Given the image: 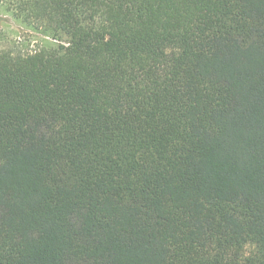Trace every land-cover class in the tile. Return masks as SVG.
Masks as SVG:
<instances>
[{"label":"trees","instance_id":"1","mask_svg":"<svg viewBox=\"0 0 264 264\" xmlns=\"http://www.w3.org/2000/svg\"><path fill=\"white\" fill-rule=\"evenodd\" d=\"M0 4V264H264V0Z\"/></svg>","mask_w":264,"mask_h":264},{"label":"rangeland","instance_id":"2","mask_svg":"<svg viewBox=\"0 0 264 264\" xmlns=\"http://www.w3.org/2000/svg\"><path fill=\"white\" fill-rule=\"evenodd\" d=\"M0 35L3 38V41L7 40L11 42L24 41L25 45L28 44V41H39L34 40L35 36L32 32L27 31L26 28L21 26L12 16L6 11L5 7L0 4ZM36 39V38H35ZM39 42H30L29 46L25 50H32L34 46Z\"/></svg>","mask_w":264,"mask_h":264}]
</instances>
